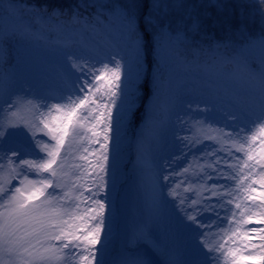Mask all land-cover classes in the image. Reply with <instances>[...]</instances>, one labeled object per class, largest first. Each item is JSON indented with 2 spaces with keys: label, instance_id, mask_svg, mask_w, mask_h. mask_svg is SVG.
Here are the masks:
<instances>
[{
  "label": "snow or ice",
  "instance_id": "1",
  "mask_svg": "<svg viewBox=\"0 0 264 264\" xmlns=\"http://www.w3.org/2000/svg\"><path fill=\"white\" fill-rule=\"evenodd\" d=\"M88 7L95 10L85 17L80 9ZM260 7L264 17V0ZM140 9L136 0L82 4L67 24V12L59 8L0 10V18L19 12L21 21L24 12H31L32 21L20 35L45 26L52 35L70 25L92 31L118 25L119 35L114 54L104 57L88 54L82 42L56 39L66 49V66L56 97L61 102L47 104L3 87L5 79L15 83L14 72L6 74L4 68L7 45L17 32L0 23V264H105L114 212L108 191L110 174L115 187L113 152L138 103L149 92L157 101L167 86L165 68L174 45L188 40L186 32L162 21L160 0H151L144 14ZM189 20L188 32H199L201 20ZM260 48L264 64V37ZM248 75L260 95L254 120L239 96L231 99L232 107H209L203 101L201 109V101L190 102L183 116L175 115L179 156L140 161L147 170L146 198L157 212L174 201L187 233L181 249L157 242L164 264H264V67ZM206 114L224 126H214ZM184 131L192 134H179ZM205 141L212 143L205 147ZM181 159L187 166L170 170ZM166 186L172 201L164 197ZM219 210L228 214L222 218ZM206 216L210 223L204 222ZM213 227L215 239L210 240L204 230ZM142 234H151L147 226ZM121 264L149 261L135 257Z\"/></svg>",
  "mask_w": 264,
  "mask_h": 264
},
{
  "label": "rangeland",
  "instance_id": "2",
  "mask_svg": "<svg viewBox=\"0 0 264 264\" xmlns=\"http://www.w3.org/2000/svg\"><path fill=\"white\" fill-rule=\"evenodd\" d=\"M129 2L130 0H48V5L28 0H0V10L27 6L29 9L46 7L51 12L53 8H59L67 12L63 18L67 24L68 16L78 5ZM136 2L141 5V14L149 10L151 0ZM160 3L162 21L170 24L173 30L186 32L188 40L174 45L175 55L168 60L165 68L167 86L162 89L157 101L151 99L149 92L138 103L137 109L122 130L118 151L113 152L116 158L115 187L112 186L110 174L108 191L114 212L111 213L112 234L104 254L105 264H121L122 260L135 257H143L149 264H164L165 257L158 250L157 242L181 249L187 240V233L180 225L181 214L173 207L174 201L157 212L146 198L147 170L140 163L141 160L160 162L170 158V154L179 156L173 139L176 113L183 116L181 110L195 101H201V109L205 107L203 101H207L209 107L212 104H216L218 108L221 105L232 107L230 101L234 96L243 99L251 119L254 120L260 112L259 91L254 89V82L248 75L250 71L258 72L264 67L260 48L261 37H264V17L261 15L260 0H160ZM94 10L93 7L80 9L85 17ZM19 16V12L15 15L4 12L0 18V23L6 30L17 32L7 45L9 64L4 68L6 74L14 72L15 83H9L5 79L3 87L16 89L17 94L23 95L25 99L43 100L47 104L61 102L56 97L60 95L59 90L63 86L61 68L66 66L63 55L66 49L56 43V39L82 42L86 45L88 54L100 57L114 54L113 46L119 43L118 25L109 29L101 27L96 31L70 25L52 35H49L48 26H45L34 28L33 34L20 35L24 25L32 21V15L31 12H24L23 21L18 19ZM189 16L201 20L199 32H188L187 26L191 23ZM73 50H78V45ZM193 107L195 108V103ZM206 115L214 126H224L212 114ZM240 126L244 127L243 124ZM179 134L191 135L192 132L184 131ZM211 143L205 141V147ZM71 162L70 159L69 163ZM185 166L187 162L181 159L170 170L179 172ZM16 183L13 181V184ZM220 183L224 181L221 180ZM167 191L166 186L164 197L172 201ZM219 211L222 218L228 214L226 210ZM204 222L210 223L207 216ZM146 226L151 233L148 236L142 234ZM219 226L225 227L226 224ZM204 231H208L210 240L215 239V227Z\"/></svg>",
  "mask_w": 264,
  "mask_h": 264
},
{
  "label": "trees",
  "instance_id": "3",
  "mask_svg": "<svg viewBox=\"0 0 264 264\" xmlns=\"http://www.w3.org/2000/svg\"><path fill=\"white\" fill-rule=\"evenodd\" d=\"M29 2H35L36 4H45L48 0H28ZM64 1V0H62ZM48 4V3H47ZM50 5V4H48Z\"/></svg>",
  "mask_w": 264,
  "mask_h": 264
}]
</instances>
